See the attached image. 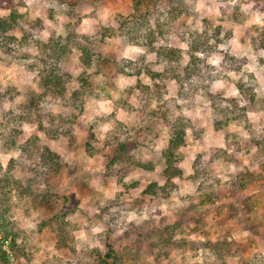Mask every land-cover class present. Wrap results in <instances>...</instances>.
<instances>
[{
  "label": "rangeland",
  "instance_id": "obj_1",
  "mask_svg": "<svg viewBox=\"0 0 264 264\" xmlns=\"http://www.w3.org/2000/svg\"><path fill=\"white\" fill-rule=\"evenodd\" d=\"M139 1L163 28L155 47L179 48L183 67L188 32L209 26L215 42L221 27L216 48L200 54L201 72L184 89L167 80L161 100L147 73L135 74L138 63L166 67L156 49L100 35ZM172 6L184 9L176 21L165 15ZM10 8L39 21L24 24L45 42L71 31L97 38L101 59L88 69L80 51L65 55L66 94L42 97L38 49L0 50V264H100L108 237L120 264H264V0H0V15ZM84 71L92 89L76 106ZM164 113L189 123L175 186L163 172ZM58 114L70 121L51 123ZM118 138L154 169L113 163ZM152 182L168 191L145 194ZM210 242L230 245V255L219 259Z\"/></svg>",
  "mask_w": 264,
  "mask_h": 264
},
{
  "label": "trees",
  "instance_id": "obj_2",
  "mask_svg": "<svg viewBox=\"0 0 264 264\" xmlns=\"http://www.w3.org/2000/svg\"><path fill=\"white\" fill-rule=\"evenodd\" d=\"M139 5L136 6L134 13L130 16H120L118 28H104L101 30L100 35L103 38L116 34H120L129 44L139 45L150 48L151 50L156 49L158 59L163 62H166L167 65L163 70H154L148 64L136 65L135 74L140 75L143 72H146L147 75L154 81L153 94L157 97L158 100L163 99L162 93L163 89L166 88L167 80L175 79L182 89H184L186 82H188L194 74L201 72L200 61H203V58L200 54H208L216 48V42H220L222 38L219 37L221 34V27H213V34H215V42L210 41L209 35V26L204 28L202 32L190 31L188 36L185 38V41L188 45L187 54L189 56L188 64L183 67L182 60L183 55L181 50L176 47L159 45L155 47V44L160 40L159 35H163V28L161 25L159 29H156V26H153L150 23V15L152 12V5L148 9L140 8ZM158 10L156 9V12ZM184 13V9L179 8V6H172L170 10L165 12V15L171 18V20H177ZM25 21H28V24H31V28L39 27L40 22L35 21V25L32 23L29 18H27L23 13L19 12L17 9L10 8L7 15H0V50L2 51H13L18 52L22 47L28 46L37 48L39 55L36 56L37 61L33 62V68L38 67V72L40 76L41 85L44 90L41 96H45L48 93H54L57 95H65L68 88V83L72 81V76L68 72H65L60 67V61L62 58L71 53L73 50H78L81 52V61L86 68H91L100 63V56L95 48V41L97 38H92L88 36H80L78 33L71 31V34L67 36H56L55 34L50 37V39L45 42L39 38H36L34 32L26 29ZM161 21V20H159ZM161 22H157L160 24ZM21 33L20 35L18 34ZM217 35V36H216ZM155 51V50H154ZM129 67L134 61H128ZM136 64V63H135ZM182 67V69H180ZM126 71L124 69L121 70ZM202 77V76H201ZM91 74L84 71L79 77L80 88L75 90L72 97V103L78 105V101L81 96L88 94L91 91ZM238 88L244 92V84H238ZM147 91H152L149 86H147ZM161 98V99H160ZM41 98H37L32 103L35 106L39 105ZM238 110L244 111L243 117H246V109L244 106H237ZM152 115H157L156 112H152ZM164 119L169 124V142L165 149L163 150V158L165 161V168L163 170L164 175L167 178L168 186H175L173 179L177 176H181L183 170L175 165L176 159L178 158V152L186 143L187 130L189 128V123L185 120L184 117H176L174 120H170L167 113L162 114ZM155 117V116H154ZM152 117V118H154ZM70 121V117L65 114H58L56 117H51L50 122L55 123L57 121ZM221 125V123H220ZM43 127V126H42ZM53 131V130H51ZM56 130L53 131V133ZM60 133V132H59ZM72 134V132H69ZM67 134V133H65ZM118 144V152L115 157L112 158V162L115 164H120V167L127 168L130 170L135 166H140L144 169L153 170L154 166L151 162H143L138 158L131 150L128 143L121 141L119 138L116 140ZM88 145H90L88 143ZM47 146V145H46ZM48 151L51 152L49 148ZM54 155V154H53ZM250 175H253L249 173ZM253 177V176H252ZM251 178L246 179L245 181H253ZM245 182V183H246ZM162 191H168L166 186L160 185L157 182L150 183L145 189L144 193L149 195H157L163 193ZM107 252L103 257L100 256V264H120L121 257L120 254L115 250L112 243L109 241V237L106 240ZM219 259L225 260L227 255H230L231 247L230 245L226 246L220 242L211 243L208 246ZM2 245L0 244V259L4 262L1 255Z\"/></svg>",
  "mask_w": 264,
  "mask_h": 264
}]
</instances>
